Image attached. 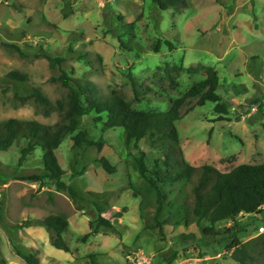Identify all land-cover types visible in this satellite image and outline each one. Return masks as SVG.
Instances as JSON below:
<instances>
[{
	"label": "rangeland",
	"instance_id": "obj_1",
	"mask_svg": "<svg viewBox=\"0 0 264 264\" xmlns=\"http://www.w3.org/2000/svg\"><path fill=\"white\" fill-rule=\"evenodd\" d=\"M166 40L173 43V49ZM156 42L160 43L158 52L153 51ZM7 43L16 44L21 52L10 50ZM46 56L61 61L51 66ZM165 63L184 67L173 72L174 86L165 77ZM198 63L217 70L216 92L227 102L228 114L218 120L214 102L195 105L194 98L187 99L175 122L185 159L193 165L211 163L221 171L240 163H261L264 0H187L183 11L162 10L150 0H0V120L57 122L56 113L45 116L30 103L14 105L13 95L39 87L55 101L62 96L55 80L61 70L70 77L93 81L104 94L121 92L135 108L164 111L171 100L205 78L204 71H186ZM11 70L29 79L10 81L5 74ZM82 121L101 147L74 146L67 136L56 150L64 179L88 198L82 210L51 181L40 184L25 178L41 172L39 147L21 163L17 146L0 152V258L5 264H26L11 243L24 253L35 250L40 264H92L91 255H96L95 264H131L127 254L136 249L159 264L173 250L190 246L191 238L180 237L188 232L204 241L200 243L203 255L188 249L185 256L180 251L176 261L191 257L200 259V264H238L226 251L225 241L204 236L195 226H175L173 213L158 212L154 202L142 209L134 188H147L148 183L138 169V150L124 144L121 128L103 130L101 122L88 116ZM139 146L151 171L161 160L162 150L151 149L147 140ZM102 156L115 166V172L102 168ZM90 192L105 193L102 216L112 226L102 225L98 231L90 226L98 216ZM50 213H61L69 221L64 233L68 251L52 246L43 226H20ZM237 219L246 229L240 234L242 241L256 237L260 226L264 232V205L259 212L242 213Z\"/></svg>",
	"mask_w": 264,
	"mask_h": 264
},
{
	"label": "trees",
	"instance_id": "obj_2",
	"mask_svg": "<svg viewBox=\"0 0 264 264\" xmlns=\"http://www.w3.org/2000/svg\"><path fill=\"white\" fill-rule=\"evenodd\" d=\"M158 8L183 11L187 0H150ZM165 44L171 50L174 45L166 40ZM10 50L20 48L16 44L7 43ZM125 48H130L123 44ZM160 43L153 45V51L158 52ZM50 65L60 62V58L46 56ZM184 68L165 63L164 74L169 83L174 86L173 72ZM188 74L204 71L205 78L190 86L185 93L170 101L168 109H138L125 99L117 90L104 94L91 80L70 77L61 70L55 78L59 82L62 96L53 101L39 87H33L29 92L21 94L15 92L13 104L30 103L35 111L45 116L56 113L59 120L53 124H44L33 119L8 118L0 120V152L9 150L13 146L19 149L18 162L21 163L35 148L42 150V169L39 173L27 175L25 178L43 183L51 181L58 191L64 192L78 210L84 209V202L88 198L76 186L64 179L65 170L61 167L56 150L64 138L70 136L73 145L78 147L101 143L90 136L83 125V118L101 122L102 129L119 127L122 138L127 146L133 145L139 152L137 165L140 174L148 183L147 188H134V195L141 197L140 206L145 208L151 204L157 211L167 210L173 213L174 225L185 228L195 226L204 236H211L225 241V249L238 264H264V232L256 237L242 241L240 234L245 227L238 221V215L259 212L264 205V161L257 164L240 163L228 171L219 170L214 164L204 163L193 165L185 157L181 147L180 136L176 127V120L180 118V109L188 98H194L195 105H202L206 101L214 102V111L218 120L228 114V104L217 94L219 87L218 72L212 66L201 63L186 68ZM5 77L13 82H26L27 74L17 70L8 71ZM133 84V82H132ZM193 106H189L190 110ZM147 140L151 149H161L162 157L151 171L148 170L146 153L139 146V142ZM102 168L108 172H115V166L102 156L99 159ZM92 203L96 206L98 216L96 224L91 221L94 231L102 225L110 227L111 221L102 216L104 208L101 202H107L105 193L90 192ZM1 209V204H0ZM227 222L226 227L217 226ZM95 224V225H94ZM41 225L49 233L50 243L55 248L68 251L69 246L64 233L69 227L67 217L61 213H50L34 221H23L20 226ZM164 228V224L158 221ZM182 240L191 238L190 246L184 245L173 250L170 257L162 259L163 264H173L182 251L185 256L188 249L202 256L200 243L202 238H196L194 233H181ZM199 240V241H198ZM13 252L26 264H40L35 250L27 253L19 250L11 243ZM91 255L92 264H95ZM0 258V264H5ZM159 263V264H161ZM153 264H158L154 263Z\"/></svg>",
	"mask_w": 264,
	"mask_h": 264
},
{
	"label": "built area",
	"instance_id": "obj_3",
	"mask_svg": "<svg viewBox=\"0 0 264 264\" xmlns=\"http://www.w3.org/2000/svg\"><path fill=\"white\" fill-rule=\"evenodd\" d=\"M259 230L262 232L263 227L260 226ZM127 260L131 264H153L152 256L144 253L140 249L132 250L127 254ZM173 264H200V259L184 257L175 261Z\"/></svg>",
	"mask_w": 264,
	"mask_h": 264
}]
</instances>
